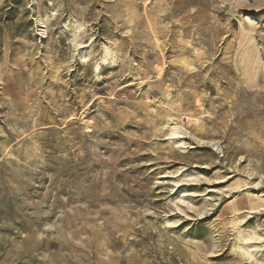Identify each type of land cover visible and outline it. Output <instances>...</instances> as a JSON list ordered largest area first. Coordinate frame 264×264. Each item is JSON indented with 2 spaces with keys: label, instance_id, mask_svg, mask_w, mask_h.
<instances>
[{
  "label": "rangeland",
  "instance_id": "1",
  "mask_svg": "<svg viewBox=\"0 0 264 264\" xmlns=\"http://www.w3.org/2000/svg\"><path fill=\"white\" fill-rule=\"evenodd\" d=\"M0 264H264V0H0Z\"/></svg>",
  "mask_w": 264,
  "mask_h": 264
},
{
  "label": "bare ground",
  "instance_id": "2",
  "mask_svg": "<svg viewBox=\"0 0 264 264\" xmlns=\"http://www.w3.org/2000/svg\"><path fill=\"white\" fill-rule=\"evenodd\" d=\"M178 133V127L175 125L174 127L171 128V134L176 135ZM245 239H243L244 242ZM252 248V247H251ZM245 249V248H244ZM243 250V249H242ZM243 254L246 255H252L248 249L243 250Z\"/></svg>",
  "mask_w": 264,
  "mask_h": 264
}]
</instances>
